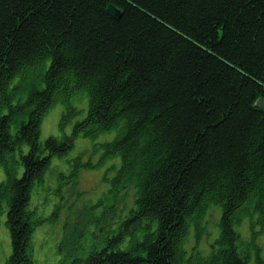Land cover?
<instances>
[{
	"label": "trees",
	"instance_id": "16d2710c",
	"mask_svg": "<svg viewBox=\"0 0 264 264\" xmlns=\"http://www.w3.org/2000/svg\"><path fill=\"white\" fill-rule=\"evenodd\" d=\"M108 2L122 10L119 18L106 12ZM46 56V89L0 116L10 264L30 262L32 181L49 155L70 147L66 139L37 142L41 115L71 95L89 102L74 131L122 127L113 144L122 160L116 182L137 181L123 225L143 235L133 249L104 248L87 264H184L188 225L210 203L221 207L219 234L200 264H247L235 224L254 216L264 226V113L249 106L264 97V0H0V95L10 94L11 76ZM25 112V126L10 138L8 123ZM22 142L29 150L17 179L9 162ZM256 235L251 229L248 248L259 250Z\"/></svg>",
	"mask_w": 264,
	"mask_h": 264
},
{
	"label": "rangeland",
	"instance_id": "374dc122",
	"mask_svg": "<svg viewBox=\"0 0 264 264\" xmlns=\"http://www.w3.org/2000/svg\"><path fill=\"white\" fill-rule=\"evenodd\" d=\"M48 65L46 60L40 68L35 67L31 72L32 77L24 80L27 84L22 83L18 88L11 86L12 100H24L31 88L30 83L34 82L41 88L40 82H43L39 76L44 74ZM19 79L20 77H15L18 82L23 81ZM261 100H264V97L258 96L249 106L263 112L260 108ZM74 101L78 112L62 125V104L55 102L44 114L39 123L37 137L40 145L49 137L68 140L66 137L72 135L74 125L86 116L88 103L85 96L80 98L78 104V99ZM21 121L27 120L23 116H17L13 124L16 126ZM121 135L119 130L86 136L76 135L73 145L70 144L64 155L49 157L51 160L44 179L30 189L27 209L34 222L29 238V264H87V259L93 251H100L106 246L108 251H128L133 249L135 241L141 240V231L129 233L124 230L123 225L127 218L125 216L134 208L136 186L129 184L131 178H126L123 183L119 181L117 186H113L120 156L117 153H108L107 145ZM28 150L25 142L20 143L14 150L9 162L14 170L13 177L20 178L22 175L24 169L20 156L26 155ZM74 164L80 166L75 181L72 172ZM5 179L6 174L0 164V183ZM8 206L7 199L0 200V264H10L11 240L5 223ZM220 215L221 207L210 203L197 225L194 222L189 223L183 242L185 264H200L210 253L211 246L219 234ZM254 220V216L251 219L243 217L235 224L240 248L247 255L249 253L247 264H256L257 256L264 259V229L257 233L255 243L259 250L253 246L248 250L250 221L253 222V230L258 229Z\"/></svg>",
	"mask_w": 264,
	"mask_h": 264
},
{
	"label": "bare ground",
	"instance_id": "6f19581e",
	"mask_svg": "<svg viewBox=\"0 0 264 264\" xmlns=\"http://www.w3.org/2000/svg\"><path fill=\"white\" fill-rule=\"evenodd\" d=\"M110 7H113L114 8V10L113 11H111V8ZM105 10H106V12H108L110 15H112L113 17H115V18H119L120 16H121V14H122V10L118 7V6H116V5H114L113 3H111V2H108L107 4H106V6H105ZM118 11H119V13H118ZM46 60L48 61V63H49V65H50V57L49 56H46L44 59H43V61H42V64H44V63H46ZM41 63L40 64H38V65H32V66H30V67H27V68H24V69H22V70H20V73L19 74H17V75H13V76H11L10 77V79H9V81H7V83L4 85V91H5V93L8 91V93L11 91V89H12V87L11 86H14V87H16V88H18V87H20L21 85H23L24 83L25 84H27V82H25L24 80H28L29 78H31L32 77V71L33 70H35V67L37 68H40L39 66L40 65H42ZM49 65H48V67H47V69L49 68ZM47 69L44 71V74L42 75V76H39V77H41L40 78V81H42L43 83H41L40 82V84H42V87L41 88H38L35 84H34V82L33 83H30V86L29 87H31L30 88V90L27 92V95H26V97H25V99L24 100H18V101H13L12 100V98H11V96L10 95H12V93L11 94H8V96H6V94H5V96H6V98H5V96H2V95H0V112H6V115L7 114H9V112L11 111V110H14L15 108H20V109H22V107H23V105L26 103V101L29 99V97L31 96V94L33 93H40L41 91H43V90H45L46 89V87H47V84H46V82H45V77H44V75L46 76V74H47ZM46 72V73H45ZM20 77V79L19 80H23L22 82L21 81H19L18 82V80H15V77ZM37 76H34V78H36ZM33 78V79H34ZM13 83V85H11ZM23 83V84H22ZM16 88H15V90H16ZM3 93V92H2ZM74 96V97H73ZM81 97H84V95L82 96V95H71V97L70 98H68L67 100H65V102L64 101H62V100H58V99H56L55 101H53L52 102V104L50 105V107H52L53 105H54V103L55 102H58V103H60V104H62V106H63V110H62V113H61V119H60V124L62 125V124H64L67 120H69L72 116H74L77 112H78V109H76L77 108V106H76V104H75V101L74 100H76V99H78V101H77V104H78V102H79V100H80V98ZM86 97V96H85ZM65 98V97H64ZM87 98V97H86ZM6 99V100H5ZM66 99V98H65ZM88 99V98H87ZM87 102H88V100H87ZM70 104H71V106H70ZM74 106H73V105ZM50 107H48L47 109H46V111L41 115L42 117H41V121H42V118L44 117V114L50 109ZM70 107H71V109H74L73 110V113L71 114V113H69L68 114V111L70 110ZM88 110H89V102L87 103V113H88ZM67 114V116H69V118L67 119V120H65L64 121V119L66 118V116L64 117V115H66ZM0 116H5V115H0ZM23 116V115H22ZM21 116V117H22ZM27 114H26V112L24 113V119H26L27 120ZM84 119V118H83ZM82 119V120H83ZM64 122H63V121ZM81 120V121H82ZM80 122V121H79ZM119 123L121 122V120L120 121H118ZM19 124H17L16 126L13 124V122H10V123H8V126H7V129L5 130V132H6V134L8 135V136H10V138H13V137H15L16 135H18L19 134V132H20V130H21V128L23 127V126H25V124H24V122H18ZM121 123H123V122H121ZM77 124V123H76ZM75 124V125H76ZM74 125V126H75ZM78 125V124H77ZM76 125V126H77ZM14 128V129H13ZM13 129V130H12ZM74 129H75V127H73V131H74ZM76 129H77V127H76ZM40 130V128H38V131ZM117 130H119V131H121L122 132V135H123V131H122V127H119V128H117V129H114V130H110V131H117ZM72 131V135L70 136V137H66L68 140H69V144H72L73 145V138L76 136V135H82V136H86V135H92V134H84V133H82V132H79V130L77 129V132L76 131H74L73 132ZM83 132H85V131H83ZM106 132H109V131H106ZM121 135V136H122ZM49 138H53V137H49ZM49 138H46L45 139V141H47ZM53 139H55V138H53ZM55 140H57V139H55ZM62 140H64V139H62ZM62 140H57V141H62ZM119 140V138L117 139V140H115V141H113L112 143H108V148H107V152L108 153H117V154H119V152H117L114 148H113V144L116 142V141H118ZM44 141V142H45ZM44 142L42 143V145H44ZM27 144V143H26ZM58 144H61V143H58ZM28 146V145H27ZM46 153H48L47 151L44 153V154H46ZM53 156H55L54 154H52ZM52 155H49V157L50 156H52ZM62 155H64V154H62ZM56 156H61V155H56ZM119 156H120V154H119ZM50 158H48V165H47V167H46V170L45 171H43L42 173H41V175L39 176V178H34V180L32 181V184H31V188L35 185V184H37L38 182H40V181H42L43 179H44V175H45V173H46V171H47V168H48V166H49V163H50ZM121 156H120V165H119V168L121 167ZM2 166H4V164H2V163H0ZM8 166V165H7ZM7 166H4V167H7ZM3 167V168H4ZM9 167H10V165H9ZM11 168V167H10ZM118 168V169H119ZM23 169H24V167H23ZM73 176H75L74 177V181L77 179V175H78V171H79V169H80V166L78 165V164H74V167H73ZM11 171H12V176L14 175L13 173H14V170L13 169H11ZM4 172H5V174H6V170H5V168H4ZM117 172H118V170H117ZM23 173H24V171H23ZM23 173H22V175H23ZM22 175L20 176V178L22 177ZM14 178H16V177H14ZM6 179H7V176H6ZM6 179L4 180V181H6ZM17 179H19V178H17ZM116 179H117V173H116V175H115V177H114V179H113V183H114V187L115 186H117L118 184H117V182H116ZM126 180V178H124L123 180H121L120 181V183H123L124 181ZM131 183H129V184H134L135 186L137 185V181L134 179V178H132V179H130L129 180ZM8 184V182H5V183H3V182H1L0 184H5L4 186H7V184ZM30 188V189H31ZM136 190H137V187H136ZM30 193H31V190H29V198H30ZM29 198H28V201H29ZM27 201V202H28ZM29 204V203H28ZM28 206V205H27ZM8 208H9V206H8ZM125 217H129V214H127ZM126 219V218H125ZM33 219L32 220H30V224H32V226H33ZM5 223H6V221H5ZM251 229H253V227L252 228H250V230ZM262 229H264V226L262 227V228H260V229H256L255 231H257V233H259V231H262ZM8 230H9V228H8ZM32 231H33V227H32V230H31V233H30V236H29V238L31 237V235H32ZM141 230H139V228L138 229H136L135 231H134V233L135 232H140ZM142 232V231H141ZM9 233H10V231H9ZM133 233V234H134ZM250 235H251V232H250ZM250 235L248 236V241H250ZM143 237V235L141 234V238ZM256 238H257V235L255 236V239H254V242H256ZM256 244V243H255ZM257 245V244H256ZM257 247L259 248V246L257 245ZM104 248H107V246L106 247H104ZM104 248H102L101 250H103ZM100 250V251H101ZM248 250H249V248H248ZM100 251H97V252H100ZM94 252H96V251H93L92 253H94ZM91 253V254H92ZM90 254V255H91ZM89 255V256H90ZM249 255V254H248ZM88 259H89V257H88ZM87 259V260H88ZM185 264V263H184Z\"/></svg>",
	"mask_w": 264,
	"mask_h": 264
},
{
	"label": "water",
	"instance_id": "95a60500",
	"mask_svg": "<svg viewBox=\"0 0 264 264\" xmlns=\"http://www.w3.org/2000/svg\"><path fill=\"white\" fill-rule=\"evenodd\" d=\"M111 8V11H113L114 10V8L113 7H110ZM118 13H119V11H118ZM262 104H264V100H261L260 101ZM262 107H264V105H262ZM261 106H260V108L262 109V111L264 112V108H262Z\"/></svg>",
	"mask_w": 264,
	"mask_h": 264
},
{
	"label": "snow or ice",
	"instance_id": "6c2138e0",
	"mask_svg": "<svg viewBox=\"0 0 264 264\" xmlns=\"http://www.w3.org/2000/svg\"><path fill=\"white\" fill-rule=\"evenodd\" d=\"M262 105H264V104H262ZM262 108H264V107H262ZM0 115H6V112H0ZM0 239H2V236H0Z\"/></svg>",
	"mask_w": 264,
	"mask_h": 264
}]
</instances>
